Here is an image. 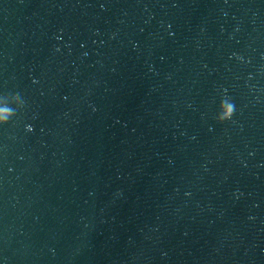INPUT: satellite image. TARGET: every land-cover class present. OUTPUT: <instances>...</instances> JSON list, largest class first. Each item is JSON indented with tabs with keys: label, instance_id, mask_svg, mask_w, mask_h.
Here are the masks:
<instances>
[{
	"label": "water",
	"instance_id": "95a60500",
	"mask_svg": "<svg viewBox=\"0 0 264 264\" xmlns=\"http://www.w3.org/2000/svg\"><path fill=\"white\" fill-rule=\"evenodd\" d=\"M0 112V264H264V0H0Z\"/></svg>",
	"mask_w": 264,
	"mask_h": 264
},
{
	"label": "clouds",
	"instance_id": "9594fccd",
	"mask_svg": "<svg viewBox=\"0 0 264 264\" xmlns=\"http://www.w3.org/2000/svg\"><path fill=\"white\" fill-rule=\"evenodd\" d=\"M231 117V109H226L224 112V116L220 118L218 123H223L224 121L228 120ZM7 119V113L0 112V123H4Z\"/></svg>",
	"mask_w": 264,
	"mask_h": 264
}]
</instances>
